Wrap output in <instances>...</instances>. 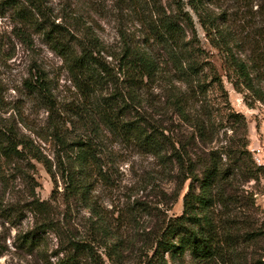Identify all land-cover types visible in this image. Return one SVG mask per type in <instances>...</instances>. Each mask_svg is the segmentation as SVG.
Wrapping results in <instances>:
<instances>
[{
  "label": "trees",
  "instance_id": "16d2710c",
  "mask_svg": "<svg viewBox=\"0 0 264 264\" xmlns=\"http://www.w3.org/2000/svg\"><path fill=\"white\" fill-rule=\"evenodd\" d=\"M7 3L62 58L71 93L58 96L44 70L32 71L25 87L51 111L57 160L2 124L0 154L27 150L45 165L54 190L61 180L62 203L87 212L82 230L72 215L56 222L52 203L37 200L42 219L21 242L33 247L39 230L53 229L59 244L49 264H105L103 254L113 262L132 254L140 264H264V209L246 187L264 164L224 81L248 104H264V0H67L58 13L46 0ZM104 23L115 28L113 42L99 32ZM224 120L238 123L240 134L216 146ZM109 134L154 156L177 186L154 183L147 193L149 178L123 184L120 168L102 162ZM186 184L183 211L170 213Z\"/></svg>",
  "mask_w": 264,
  "mask_h": 264
},
{
  "label": "rangeland",
  "instance_id": "374dc122",
  "mask_svg": "<svg viewBox=\"0 0 264 264\" xmlns=\"http://www.w3.org/2000/svg\"><path fill=\"white\" fill-rule=\"evenodd\" d=\"M65 2L67 3V0H46L55 13L65 8ZM75 6V3L72 4V7ZM198 27L203 34L199 24ZM99 32L106 41L115 40L116 31L113 25L104 23ZM24 37L26 39H23ZM207 47L215 52L214 57L220 64L221 59L217 51L208 44ZM38 66L45 71L46 76L56 87L55 92L58 96L71 93L69 73L62 58L45 41L42 33L34 32L17 19L7 0H0V114L5 118L0 124L12 128L22 138L29 137L43 154L57 160L60 146L50 134L51 111L28 93L24 83ZM224 81L229 104L247 116L250 147L252 149L257 144L261 150V163L264 164V104L261 102L248 104L243 92L238 91L226 77ZM227 111L228 108L222 112ZM219 123L213 143L216 146L233 143V137L240 134L234 132L233 127L238 123L227 120ZM101 150L105 168L119 167L123 184L133 187L140 178H149L152 181L147 186V193L155 189L154 183H162L168 189L177 186L174 176H169L173 178L171 180L165 178L161 172L162 167L158 165L154 156L138 152L131 143L109 134ZM255 153L256 151L254 155ZM223 158L226 159V156ZM54 186L55 182L45 165L27 150L17 158L6 159L0 154V264H49V260L54 262L57 259L55 250L58 248L59 236L53 229L39 230V244L33 247L21 242L22 234L35 228L42 219L41 214L35 209L34 202L37 200H48L52 203V217L56 222L67 224L66 215H72L71 221L74 226L83 230L82 215L87 214L86 210L80 209L79 213L74 209L69 210L62 203L61 180L57 190H54ZM187 186L186 184L182 189L170 213L180 214L183 211ZM246 187L256 192L257 203L264 209V173L259 180L252 179L247 182ZM53 193L57 199L52 196ZM100 195L106 203L109 202L108 191L100 188ZM103 257L105 264H140L139 258L132 254L116 262L111 261L105 254Z\"/></svg>",
  "mask_w": 264,
  "mask_h": 264
},
{
  "label": "built area",
  "instance_id": "2783aa9c",
  "mask_svg": "<svg viewBox=\"0 0 264 264\" xmlns=\"http://www.w3.org/2000/svg\"><path fill=\"white\" fill-rule=\"evenodd\" d=\"M252 149L254 150V152L256 151L255 156H256L258 162L261 163L262 158H261V154H260V152H261L260 148L257 146H254Z\"/></svg>",
  "mask_w": 264,
  "mask_h": 264
},
{
  "label": "crops",
  "instance_id": "0c3cea01",
  "mask_svg": "<svg viewBox=\"0 0 264 264\" xmlns=\"http://www.w3.org/2000/svg\"><path fill=\"white\" fill-rule=\"evenodd\" d=\"M254 146H257V144H255Z\"/></svg>",
  "mask_w": 264,
  "mask_h": 264
}]
</instances>
